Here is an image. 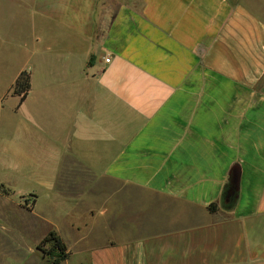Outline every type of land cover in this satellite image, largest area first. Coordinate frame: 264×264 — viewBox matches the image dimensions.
<instances>
[{
	"label": "crops",
	"instance_id": "1",
	"mask_svg": "<svg viewBox=\"0 0 264 264\" xmlns=\"http://www.w3.org/2000/svg\"><path fill=\"white\" fill-rule=\"evenodd\" d=\"M28 6V63L0 94L16 100L0 198L31 206L5 231L54 230L59 264H264L262 15L247 0ZM29 181L43 192L15 189Z\"/></svg>",
	"mask_w": 264,
	"mask_h": 264
},
{
	"label": "rangeland",
	"instance_id": "2",
	"mask_svg": "<svg viewBox=\"0 0 264 264\" xmlns=\"http://www.w3.org/2000/svg\"><path fill=\"white\" fill-rule=\"evenodd\" d=\"M247 1L252 10L264 19V0ZM28 4L29 0H0V94L9 88L19 69L28 63V48L35 36L34 17ZM15 101V96L6 97L3 107L0 108L3 112L2 118L12 112ZM3 178L5 176L0 173V179ZM15 189H36L43 192V188L31 181L18 182ZM5 198L7 200L0 198V264H52L57 256L55 250L51 243H41L44 237L38 239L45 230L44 225H29L22 232L5 231L14 225H24L25 222L16 213L29 210V198L21 195ZM8 234L13 238L8 237ZM36 239L38 240L35 241ZM33 245L37 249L35 252L31 251ZM78 258V254H73L68 264H78Z\"/></svg>",
	"mask_w": 264,
	"mask_h": 264
},
{
	"label": "trees",
	"instance_id": "3",
	"mask_svg": "<svg viewBox=\"0 0 264 264\" xmlns=\"http://www.w3.org/2000/svg\"><path fill=\"white\" fill-rule=\"evenodd\" d=\"M90 62V60H89ZM30 89V73L28 70H22L17 78L15 79L12 87L11 94L18 95L20 97V102L24 100L28 90ZM216 204L211 203L207 206L209 211H214L216 209ZM51 243L53 249L57 256L53 259L52 264H59L61 261L68 257L67 248L62 239L56 234L54 230H51L47 235L41 240V243Z\"/></svg>",
	"mask_w": 264,
	"mask_h": 264
},
{
	"label": "water",
	"instance_id": "4",
	"mask_svg": "<svg viewBox=\"0 0 264 264\" xmlns=\"http://www.w3.org/2000/svg\"><path fill=\"white\" fill-rule=\"evenodd\" d=\"M231 193H232V189H229V190L227 191V196H229Z\"/></svg>",
	"mask_w": 264,
	"mask_h": 264
},
{
	"label": "built area",
	"instance_id": "5",
	"mask_svg": "<svg viewBox=\"0 0 264 264\" xmlns=\"http://www.w3.org/2000/svg\"><path fill=\"white\" fill-rule=\"evenodd\" d=\"M105 60H106V61H108L109 59H108V58H106Z\"/></svg>",
	"mask_w": 264,
	"mask_h": 264
}]
</instances>
